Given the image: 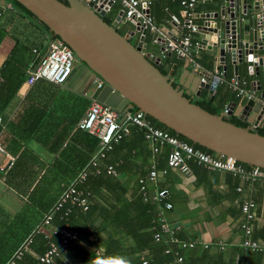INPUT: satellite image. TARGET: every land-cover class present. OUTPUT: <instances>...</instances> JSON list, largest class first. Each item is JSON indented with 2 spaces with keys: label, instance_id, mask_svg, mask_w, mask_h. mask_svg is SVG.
<instances>
[{
  "label": "crops",
  "instance_id": "obj_1",
  "mask_svg": "<svg viewBox=\"0 0 264 264\" xmlns=\"http://www.w3.org/2000/svg\"><path fill=\"white\" fill-rule=\"evenodd\" d=\"M211 1L197 0L198 25L206 21L203 18L206 13L214 10ZM149 14L157 30L149 33L143 44L145 54L157 58L160 46L153 43L155 38L180 39L188 30L182 27L183 18L176 0L154 2ZM117 26L123 28L124 34L135 30L122 20ZM195 37L197 33L191 34L197 47ZM132 39L138 44L139 34L135 32ZM50 41L34 19L6 0H0V264L7 262L17 244L28 235L26 240L30 238L32 244L17 264H33L45 252L57 237L61 224L54 219L49 226H42L45 213L39 208L48 207L49 212L72 182L71 178L81 172L84 159L98 151L95 138L85 135L77 124L91 102L95 80H100L99 77L80 65L73 67L70 77L61 86L41 80L26 84L27 71L35 58L33 51L43 54ZM194 56L200 68L175 56L162 61L160 68L184 93L188 92L185 87L189 84L197 85L198 78L216 82L214 92L221 86L218 93L202 88L198 96L190 93L188 97L202 101L200 95L206 91L207 100L212 101L211 109L220 114L227 106L235 104L233 115L227 118L256 129L234 113L243 97L251 95L252 100H259L264 84L262 82L257 91L253 83L262 78L261 74L249 75L243 63L238 65L237 79L227 57L225 76L220 77L211 55L196 51ZM231 79L239 82L245 94L239 95L229 87ZM79 100L86 101L85 107ZM257 129L264 130V123ZM142 132L141 128L131 126L130 133L123 137L112 156L120 168L118 176L104 187H92L90 212L77 211L68 223V228L70 225L78 228L85 236H80L50 264H99L106 251L110 253H106L109 255L107 264H137L141 258L151 260L155 254L139 250L138 244L147 240L145 227L151 226L152 218L157 216L164 218L169 226L180 227L176 234L180 242L195 244L192 249L181 252L186 264H264V254L241 245L245 238L241 226L246 223L241 207L245 203L253 204L250 238L264 244V180L244 181L238 174L211 170L193 162H188V173L167 168L170 147L164 144L153 153L154 144L144 138V133L139 135ZM151 165H155L157 176L153 182H147V190L149 193L167 190L165 201L171 203L172 208L167 211L161 204L143 202L153 213L142 215L137 181L147 177ZM38 187L39 193H44L45 197L54 195L55 201L30 200V194ZM165 240H169V236L165 235ZM176 246L180 250L179 245ZM171 264L179 263L174 260Z\"/></svg>",
  "mask_w": 264,
  "mask_h": 264
},
{
  "label": "water",
  "instance_id": "obj_2",
  "mask_svg": "<svg viewBox=\"0 0 264 264\" xmlns=\"http://www.w3.org/2000/svg\"><path fill=\"white\" fill-rule=\"evenodd\" d=\"M15 1L72 50L74 67L83 63L100 78L101 84L94 89L91 100L119 114L135 107L145 115V120L152 118L214 154L264 170V137L253 133V128H240L228 122L235 104L227 106L225 114L213 115L191 103L187 98L190 93L198 96L203 88L214 94L216 82L210 85L207 79L204 84L198 78L195 87H185V93L174 86L160 72L162 61L145 54L143 41L151 32L141 30L138 44L130 42L139 30L138 23H130L135 30L121 35L116 31L120 13L108 25L103 21L107 9L98 12L85 0H65L66 4L58 0ZM248 1L212 0L214 10L204 15L206 21L199 25L194 39L198 42L197 51L211 55L216 70L222 67L224 76L227 57L237 79L238 65L243 63L249 75L261 74L262 78L253 83L260 91L261 83L264 84V0ZM263 100L264 92L257 101L243 97L234 115L253 127H261Z\"/></svg>",
  "mask_w": 264,
  "mask_h": 264
},
{
  "label": "built area",
  "instance_id": "obj_3",
  "mask_svg": "<svg viewBox=\"0 0 264 264\" xmlns=\"http://www.w3.org/2000/svg\"><path fill=\"white\" fill-rule=\"evenodd\" d=\"M159 0H85L91 3L92 7L98 12L105 11L106 14L116 5L117 13L121 14V20L127 23H138L139 30L137 33L141 36V30L154 33L157 29L153 24V19L149 14V7L154 2ZM178 2L180 12L182 14V27L187 29V35L180 39H161L155 38L153 43L159 45L158 57L160 61L168 59V56H175L181 60H187L193 63L196 68H200L195 61V52L197 47L193 44L191 34H196L199 25L197 24L198 15L196 13L197 0H176ZM36 62L30 66L27 71L26 84L32 85L34 82L41 80L47 83L61 86L66 83L71 75L74 67V54L72 50L66 46L61 40L54 39L49 42L47 50L43 54H39L36 50L33 51ZM155 58L154 56H150ZM217 71V70H216ZM220 77L224 72L220 70L216 72ZM216 78V76H215ZM201 83H206V79L202 78ZM96 87L101 84L98 78L95 80ZM214 82L210 81V85ZM229 87L238 92L239 95L245 94L237 80L231 79ZM216 85H214V88ZM251 99V95H247ZM262 108L264 110V100L262 101ZM227 108L224 110L226 113ZM139 127L144 132V138L154 144L153 153H157L159 146L167 144L170 150L166 158V166L170 169L178 170L182 173L189 172L188 162H193L196 165L203 166L211 170H225L234 174L240 175L244 181H254L256 179L264 180V170L251 167L243 168L235 160L229 157L220 155L211 156L197 148L194 142L179 140L171 136L165 131L155 128L145 120V115L141 111H127L119 114L113 109L104 104L91 100L84 115L79 120L77 127L79 130L87 133L98 140V151L90 159L88 167H97V161L105 157V153L112 150L113 144L119 142L124 136L130 133V127ZM84 168L75 179L62 191L58 199L52 206L51 210L45 214L42 220V226H49L55 214L60 215V220H66L72 210L81 209L88 210L87 195L77 188V185L85 180L87 177V168ZM163 172H165L163 170ZM108 175H116L114 168L108 166L106 168ZM157 176V169L155 165L150 166L147 177L138 180L139 191L144 203L161 204L165 210L172 208L171 203L165 201L168 191L165 189L154 190L149 193L147 190V182H153ZM239 190V189H238ZM253 207L252 203H245L241 207L246 223L242 224V230L245 238L241 245L243 248L252 252L264 254V244L258 243L256 240L250 238L254 216L250 212ZM160 231L169 236L170 243L179 245L182 250L192 249L195 244L192 242H180L176 237V233L180 230L179 226H169L164 218L159 219ZM58 242L50 243L45 253L38 256L34 264H50L55 256L59 253H64L67 247H70L78 240L75 232L68 230H60L58 232ZM154 240L160 239V234H154ZM32 240L28 238L13 254L12 258L5 264H16L23 255L29 250ZM207 246H205L206 248ZM169 253V250H165ZM176 263H181L183 257L179 251L174 252ZM107 259L102 258L99 264H107ZM141 264H149L142 260Z\"/></svg>",
  "mask_w": 264,
  "mask_h": 264
},
{
  "label": "trees",
  "instance_id": "obj_4",
  "mask_svg": "<svg viewBox=\"0 0 264 264\" xmlns=\"http://www.w3.org/2000/svg\"><path fill=\"white\" fill-rule=\"evenodd\" d=\"M58 1L66 4V1L65 0H58ZM6 2L11 3L17 10H19L20 12H24L25 14H27L28 16H30L32 19H34L45 30V32L49 35V37L51 38V40L58 39V37L55 36L48 29V27L46 25H44L43 23H41L32 13H30L27 9H25L22 5H20L19 3H17L15 0H6ZM115 9L114 10H111V12L109 13V16H106V17L103 18V21L106 24L111 25L112 21L114 20L115 16L117 15V8H115ZM116 31H117V29H116ZM117 32H119V31H117ZM35 62H36V58H34L32 64H34ZM81 65L85 66V64H83V63ZM160 72L163 75H165V73L162 71L161 68H160ZM220 88H221V86L218 85L217 88H216L215 94L218 93V90ZM206 94H207L206 91L201 93L200 97H201V99H203L202 101H199V100L198 101H192L189 97H187V98L190 99V102L191 103H193L194 105L202 108L203 110L207 111L208 113L213 114V115H219L220 113H216L214 110L211 109L210 104L212 103V101L207 100ZM79 101H81V104H83V107H85L86 101L85 100H79ZM129 111L136 112L138 110H137V108L133 107ZM146 120H147V122L149 124H151L155 128H158V129H160L162 131H165L168 134H170L171 136L178 138L179 140H182V141L188 142L189 144H192L186 138H184V137L176 134L175 132L169 130L164 125L158 123L157 121L153 120L152 118L147 117ZM228 122H230L231 124H233V125H235L237 127L245 128V125L244 124L239 123V122H236L234 119H228ZM252 132L253 133H256V134H258V135H260L262 137H264V130H262V129H257L256 128V129H253ZM83 133L85 135L91 137L87 133H85V132H83ZM143 133L144 132L140 133L139 135L143 136ZM91 139H92V137H91ZM123 139L124 138H122L116 144H113L112 150L109 151V152H106L105 153V157L103 159H99L97 161V167L96 168H93V167H90V166L88 167V163H89L90 159L94 156L93 155L94 154V151L91 152V154L89 155V157L87 159H84V161H83V167H82L81 171L84 168L88 167L87 168L88 173H87V177L85 178V180L83 182H81L80 184L77 185V188H79L80 190H82L87 195L88 210L83 211L81 209H74V210H72V212L70 213V215L66 218V220H60V215L59 214H55L53 216L52 222L54 221V219H56L57 221L60 222L61 225L59 226L58 232H60V230H63V229L68 230V231H71V232H75L77 234V236H78V239L82 235L85 236V233H82L81 230H79L78 228H75V227L73 228L71 225L68 228V223H70V221L72 220L75 212L81 211V213H83V214H87V213L90 212V199H91L90 196L93 195L92 187H94V186H96V187L97 186H103L104 187L106 185V183L111 178H115V177L118 176V174L120 172V168H119V165L118 166L115 165V162L112 160V158H113L112 156H113V154L115 155V152H116V150H117L120 142ZM95 141L98 143V140L96 138H95ZM194 146H195V148H197V149H199V150H201V151H203V152H205V153H207V154H209L211 156H215L216 155L213 152H211V151H209V150H207L205 148H202V147H200L198 145H194ZM98 148H99V145H98ZM237 163L240 166H242L243 168H251L252 167V166H248V165H245V164H242V163H239V162H237ZM108 166H112L114 168V171H115L116 175H108L106 173V168ZM141 178H144V177H141ZM74 179H75V177L71 178V181H73ZM137 183H138V181H137ZM37 190H39V187L36 188V190H34L30 194L31 195L30 198H29L30 200H32L34 202H49V201L52 202V201H55L54 198H53L54 195H50L49 194L51 197H48V196L45 197V194L44 193H39ZM138 191H139V184H138ZM140 199H141L140 201L142 202V215L143 214H146V213H153L152 210H149L148 205L143 203L141 193H140ZM39 209H40V211H42L43 213L46 214L50 208L46 207V208H39ZM78 213H80V212H78ZM34 218L36 219V216H34ZM159 219L160 218L158 216L156 218L155 217L152 218V222L150 221L152 223L151 226H146L145 227V229L147 230V233L146 234H148L147 235V240L145 242L142 241V244H138V246H139L138 249L139 250H141V251H143L144 249L145 250H149L150 253L155 254V257L152 256V259L151 260L150 259L147 260L146 258H141L140 261H137V264H141V261L142 260L147 261L149 264H171V262H173L175 260V256H174V252L175 251H179V254L182 256V253H181L183 251L182 249L178 250L176 244H172V243L169 242V240H165V235L166 234H163L160 231ZM36 227H37V225H36ZM36 227L34 229H36ZM58 232L56 234H58ZM155 233H159L160 234V239L158 241H155L154 240V237L153 236H154ZM29 234H31V232ZM26 238L23 241H21V242H19L17 244V247L13 250L14 252L12 253V255L10 256V258L8 260H10L12 258L13 254L25 242ZM58 240H59V238H58V235H57V237L55 239H53L50 243H52V242L53 243H57ZM68 248L69 247H67V249ZM47 249H48V247H47ZM46 250H45V252H46ZM165 250H169V253L168 254L165 253ZM106 253H108L110 255L109 251H106ZM106 253H105L104 257L106 259H109V255L106 254ZM17 262H16V264H17ZM181 264H186L184 258H183V261L181 262Z\"/></svg>",
  "mask_w": 264,
  "mask_h": 264
},
{
  "label": "rangeland",
  "instance_id": "obj_5",
  "mask_svg": "<svg viewBox=\"0 0 264 264\" xmlns=\"http://www.w3.org/2000/svg\"><path fill=\"white\" fill-rule=\"evenodd\" d=\"M115 8H117L116 5L113 7V10H114ZM115 10H116V9H115ZM116 29H117V31H119L121 34H124V30H123V28H120L119 26H117ZM131 42H132L133 45H135V40H134V39H132ZM75 73H76V71H75Z\"/></svg>",
  "mask_w": 264,
  "mask_h": 264
},
{
  "label": "flooded vegetation",
  "instance_id": "obj_6",
  "mask_svg": "<svg viewBox=\"0 0 264 264\" xmlns=\"http://www.w3.org/2000/svg\"><path fill=\"white\" fill-rule=\"evenodd\" d=\"M104 17H105V16H104ZM104 17H103V18H104Z\"/></svg>",
  "mask_w": 264,
  "mask_h": 264
}]
</instances>
